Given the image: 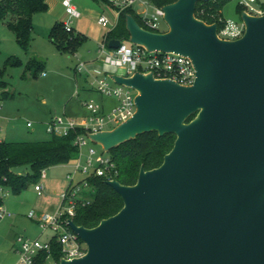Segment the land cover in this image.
<instances>
[{"label":"water","instance_id":"obj_1","mask_svg":"<svg viewBox=\"0 0 264 264\" xmlns=\"http://www.w3.org/2000/svg\"><path fill=\"white\" fill-rule=\"evenodd\" d=\"M198 1L164 4L163 31L127 14L132 42L190 55L197 76L110 74L137 90L136 111L91 139L105 151L151 130L175 142L134 184L107 180L124 202L115 214L93 227L68 219L87 249L59 264H264V14L243 10V35L221 38L195 15Z\"/></svg>","mask_w":264,"mask_h":264},{"label":"trees","instance_id":"obj_2","mask_svg":"<svg viewBox=\"0 0 264 264\" xmlns=\"http://www.w3.org/2000/svg\"><path fill=\"white\" fill-rule=\"evenodd\" d=\"M112 5L111 0H94ZM175 0H153L157 5H164ZM229 0H199L195 8V15L208 23L216 22L220 29L226 19L222 9ZM264 5V2H262ZM113 6V5H112ZM48 8L46 0H0V19H3L15 31L19 45L26 51L31 46L34 29V15L44 12ZM240 13L244 6L238 3ZM131 13L145 28L150 29L143 16L136 13L132 6L127 7L119 14L116 25L107 31L105 42L112 38L129 40L130 33L126 25V16ZM157 31H162L157 29ZM50 37L60 51L75 53L87 40V36L71 28L68 30L63 21H56L50 29ZM20 58L9 56L0 75L4 73L7 64L19 65ZM46 61L37 56H30L26 62V70L33 77L45 71ZM195 114L188 117L190 120ZM79 130L71 131L67 135L50 134L46 139L38 140H2L0 141V187L9 188L13 193H19L31 182H37L42 170L55 164L68 163L76 159L78 148L74 144V137ZM174 133L159 134L157 130L145 131L135 137L127 139L108 152L115 161L118 174L117 179L124 184H134L137 181L141 166L151 169L159 166L167 152L174 145ZM21 165H28L30 170L21 173L15 170ZM103 175L91 173L81 179L78 184L87 182L90 190L84 194L90 200H78L75 206L73 219L77 224L87 227L97 225L103 218L115 214L123 206L121 194L107 182ZM75 184L70 183L66 190ZM4 198L0 194V209ZM66 217V215H64ZM1 218V215H0ZM51 250L42 251L35 264H44L50 254L56 261L61 257V245L55 235L50 239Z\"/></svg>","mask_w":264,"mask_h":264},{"label":"built area","instance_id":"obj_3","mask_svg":"<svg viewBox=\"0 0 264 264\" xmlns=\"http://www.w3.org/2000/svg\"><path fill=\"white\" fill-rule=\"evenodd\" d=\"M115 8L117 16L127 7L133 6L135 3H143L152 5L153 11L149 14L142 15L147 26L152 30L160 29V22L164 19V5H157L153 0H111ZM244 6V10L251 14H264V5L253 7L252 2L258 0H238ZM66 6L68 17L63 21L66 28H73V18L79 17L81 11L74 5L72 0H63ZM99 22L109 28H113L117 20L112 19L106 13H102ZM245 31V23L243 20L235 21L225 19L222 27L218 28V35L221 38L235 39L243 35ZM126 40H121L118 47H110L108 42L103 41L98 48L100 57L107 63L116 67H126L127 72L124 75H132L135 71L152 72L157 78H169L180 84H193L197 76L193 59L188 54L176 51L151 50L145 45L134 43L130 39V46L125 44ZM84 62L81 61L77 65V70L84 68ZM92 86L100 93L116 97L119 102L108 110H103L102 105L94 99L84 102L89 113L80 120L64 113L63 115H53L46 123V131L50 134L67 135L71 131H78L74 137V144L78 148V155L74 159V172L70 173L73 180L76 172H82L86 175L96 173L106 176L108 179L117 178L118 168L115 161L112 160L108 151H99L95 146V141L89 136L92 132L106 130L109 123L119 124L127 120L136 111L135 96L137 90L129 85L117 83L114 78L108 74L103 76H94L91 81ZM3 103L0 101V111ZM1 116V113H0ZM28 126H33L31 120L27 121ZM3 138L0 136V141ZM45 169L42 170L41 176H45ZM44 185L36 183L35 189L39 194L42 193ZM90 185L87 182L76 184L70 190L62 193V204L51 212H43L38 216L32 210L29 216L38 217L44 229L51 228L54 231L56 241L61 245V258L72 259L85 254L86 243L79 235L69 226L68 219L75 214V206L78 200H90L86 194L82 195L81 191H89ZM1 191L3 188L0 187ZM84 192V193H85ZM67 202V204H66ZM3 206L0 209V215L5 214ZM10 213V212H8ZM66 215V217H64ZM19 244L18 247V264H35L38 255L42 251L51 250L50 240L42 242L39 237L32 238L23 232L16 236ZM49 254L44 264H50ZM60 261V260H59ZM54 259L52 264H59Z\"/></svg>","mask_w":264,"mask_h":264},{"label":"rangeland","instance_id":"obj_4","mask_svg":"<svg viewBox=\"0 0 264 264\" xmlns=\"http://www.w3.org/2000/svg\"><path fill=\"white\" fill-rule=\"evenodd\" d=\"M262 2L264 0L252 2V6L258 7ZM238 3V0H229L224 5L222 12L226 19L242 20ZM160 29L162 31L168 29L165 19L161 20ZM49 33L50 31L44 34L47 40H44L45 47L41 50V58L47 64L46 71L37 77H33L26 70L27 51L19 45L15 31L5 20L0 19V69L4 68L9 56H15L23 61L19 65H6L4 73L0 75V95L6 88L15 94L19 107L18 115L24 121L23 127L26 126L28 120H31L38 130L36 133L41 135L36 140L46 139L50 136V133L46 131L47 120L45 117L63 115L66 112L67 115L80 120L89 113L83 104L85 99L93 98L96 101L103 99L108 104L107 110L119 102L116 97L104 95L94 89H83V82L86 84L88 80L91 84L94 76H103L106 73L101 71L90 72L89 77L84 71L76 72L75 65L78 62V57L73 53L60 51L51 41ZM125 44L130 46L131 43L126 40ZM30 50L34 51L32 46H30ZM98 56L100 57V54ZM118 68L120 73L127 72L126 67ZM116 125V123H109L107 128L112 129ZM28 130L26 128V131ZM7 140L10 139L7 138ZM94 144L99 151L103 150L101 144L97 142ZM15 170L26 173L30 167L21 165ZM45 171V176H40L37 182H31L19 193H13L7 187L3 191L0 189V194L4 198L3 208L6 211L0 218V264H14L17 260V253L12 247L15 233L23 232L32 238L39 237L42 242L51 238L54 231L51 228L44 229L37 216L43 212H51V206L57 210L62 204V193L65 192L68 185L70 183L76 185L86 176L82 172H76L73 180H71L69 175L74 172V166L71 162L67 165L48 166ZM36 183L44 185L43 194H38L35 189ZM84 192V190L81 191L82 195ZM32 210L37 214L35 218L29 216ZM53 262L54 259L49 258V263L52 264Z\"/></svg>","mask_w":264,"mask_h":264},{"label":"crops","instance_id":"obj_5","mask_svg":"<svg viewBox=\"0 0 264 264\" xmlns=\"http://www.w3.org/2000/svg\"><path fill=\"white\" fill-rule=\"evenodd\" d=\"M46 2L48 4L47 10L44 12L36 13L34 15L33 38L31 41V46L33 47L34 51H31L29 48V50L27 51L28 53L27 60L30 56H37L41 58L42 56L41 50L42 48L44 49L45 47L44 40H47L46 37H44V34L50 31L52 25L56 21H64L68 17V14L66 12V6L63 0H46ZM72 2L81 11V15L79 17L73 18L72 26L75 28L76 31L81 32L87 36V40L79 47V49L75 53H73L74 55L78 57V62L75 65V71L76 72L84 71L88 76L91 73H94L95 71L105 72L108 75L113 74V73L124 74V73L119 72L118 67L110 65L103 58L98 56L99 45L103 41H105L106 33L108 30L111 29L107 26L102 25L99 22V17L102 13H106L112 19L118 20L119 16H117L115 12V8L110 4H107L104 2H96L94 0H72ZM132 8L136 11V13L140 15L149 14L153 11L152 5L143 4L140 2L135 3L132 6ZM81 61L83 62L85 61V65L81 71H78L77 65ZM46 67H47V64H46ZM45 71H46V68H45ZM86 84L84 82L82 83L83 89L87 88L88 90L90 89L96 90L92 86V84H90L88 80ZM86 100H89V99H85L83 101V104ZM0 101L3 103V108L0 111L1 113L0 136L4 140H7V138H9L10 140L22 139V138L28 139V140H36V138L41 137L40 134L36 133V131L38 130L36 129V126L34 124L33 126H28L26 122V126L23 127L24 121L22 120V117L18 115L19 107L17 105L18 102H17L16 96L14 93L7 90V88L4 89V91L0 95ZM97 102H100V104L103 107V110H107L106 106L108 104L106 103L105 100L102 99ZM35 116L37 117V115ZM52 116L45 117V120L47 121L50 120ZM42 120L45 121L44 119ZM26 128H28L29 130L26 131ZM71 163H73V166H74V160H72ZM62 164L67 165V164H70V162L62 163ZM52 209H54L53 206H51V210ZM18 233L19 232L15 233L14 242L12 245V247L17 253V260L15 261L14 264H18L19 244L16 240V236Z\"/></svg>","mask_w":264,"mask_h":264}]
</instances>
